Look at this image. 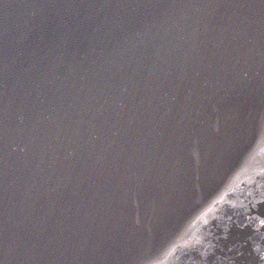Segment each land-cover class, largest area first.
Masks as SVG:
<instances>
[{
	"label": "water",
	"instance_id": "95a60500",
	"mask_svg": "<svg viewBox=\"0 0 264 264\" xmlns=\"http://www.w3.org/2000/svg\"><path fill=\"white\" fill-rule=\"evenodd\" d=\"M182 264H264V63L217 165Z\"/></svg>",
	"mask_w": 264,
	"mask_h": 264
}]
</instances>
